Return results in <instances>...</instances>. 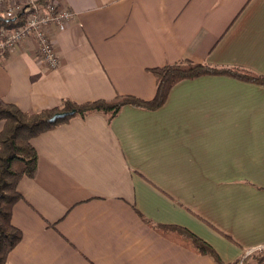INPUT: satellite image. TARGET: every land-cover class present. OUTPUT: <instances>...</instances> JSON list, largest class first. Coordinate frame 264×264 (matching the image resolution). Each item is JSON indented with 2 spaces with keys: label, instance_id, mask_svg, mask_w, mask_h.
<instances>
[{
  "label": "crops",
  "instance_id": "1",
  "mask_svg": "<svg viewBox=\"0 0 264 264\" xmlns=\"http://www.w3.org/2000/svg\"><path fill=\"white\" fill-rule=\"evenodd\" d=\"M55 1L74 12L46 28L58 67L32 41L0 63V98L23 111L151 100L150 70L182 60L264 78V0ZM31 142L37 169L18 181L21 237L4 264H236L264 246V83L184 78L159 107L71 115ZM172 227L214 255L160 231Z\"/></svg>",
  "mask_w": 264,
  "mask_h": 264
},
{
  "label": "trees",
  "instance_id": "2",
  "mask_svg": "<svg viewBox=\"0 0 264 264\" xmlns=\"http://www.w3.org/2000/svg\"><path fill=\"white\" fill-rule=\"evenodd\" d=\"M47 0H43V3ZM24 14L6 18L0 16V28H12L23 22ZM156 78V92L151 100H142L132 95H117L112 100H95L76 103L64 100L59 107L44 109L39 112H27L0 98V264H4L8 252L21 237L20 231L11 223L13 205L21 198L17 184L22 177H33L37 169V153L32 139L51 129L70 116L50 122L49 118L56 112L75 109L73 115H86L93 112L116 113L121 106L130 104L143 108L159 107L171 89L184 78L203 74H229L236 78L264 83V78L245 69L229 67L217 68L205 63L182 60L173 64L156 67L150 70ZM161 233L172 237L182 245L198 253L214 255L213 250L197 237L183 228H163ZM264 258V253L256 260ZM216 261L221 263L218 259Z\"/></svg>",
  "mask_w": 264,
  "mask_h": 264
},
{
  "label": "built area",
  "instance_id": "3",
  "mask_svg": "<svg viewBox=\"0 0 264 264\" xmlns=\"http://www.w3.org/2000/svg\"><path fill=\"white\" fill-rule=\"evenodd\" d=\"M24 14L23 22L12 28H0V63L7 54L23 42L32 41L34 50L46 69H55L59 65L58 56L52 41L46 33L47 27L62 30L67 21L73 18L74 12L62 8L55 0H0V16L11 18ZM264 246L248 248L236 261L243 264L246 258L263 252ZM253 264H264L259 258Z\"/></svg>",
  "mask_w": 264,
  "mask_h": 264
},
{
  "label": "water",
  "instance_id": "4",
  "mask_svg": "<svg viewBox=\"0 0 264 264\" xmlns=\"http://www.w3.org/2000/svg\"><path fill=\"white\" fill-rule=\"evenodd\" d=\"M75 113V109L69 110V111H60V112H56L54 113L50 118L49 121L50 122H54L56 120L65 118L67 116H71Z\"/></svg>",
  "mask_w": 264,
  "mask_h": 264
},
{
  "label": "rangeland",
  "instance_id": "5",
  "mask_svg": "<svg viewBox=\"0 0 264 264\" xmlns=\"http://www.w3.org/2000/svg\"><path fill=\"white\" fill-rule=\"evenodd\" d=\"M6 60V59H5Z\"/></svg>",
  "mask_w": 264,
  "mask_h": 264
}]
</instances>
